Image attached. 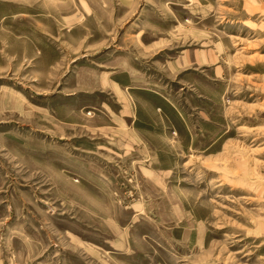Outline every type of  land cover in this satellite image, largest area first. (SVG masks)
Here are the masks:
<instances>
[{
	"label": "rangeland",
	"instance_id": "374dc122",
	"mask_svg": "<svg viewBox=\"0 0 264 264\" xmlns=\"http://www.w3.org/2000/svg\"><path fill=\"white\" fill-rule=\"evenodd\" d=\"M0 264H264V0H0Z\"/></svg>",
	"mask_w": 264,
	"mask_h": 264
}]
</instances>
